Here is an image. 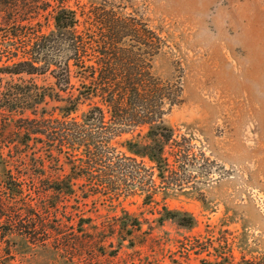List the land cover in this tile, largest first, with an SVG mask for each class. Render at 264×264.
I'll list each match as a JSON object with an SVG mask.
<instances>
[{
  "label": "rangeland",
  "instance_id": "rangeland-1",
  "mask_svg": "<svg viewBox=\"0 0 264 264\" xmlns=\"http://www.w3.org/2000/svg\"><path fill=\"white\" fill-rule=\"evenodd\" d=\"M21 1L49 3L22 13L41 33L54 29L58 0ZM64 2L76 10L80 33L93 31L100 47L111 24V61L128 63L160 89L163 160L121 162L132 173H120L123 188L114 190L94 186L70 164L68 150L54 148L58 162L47 161L43 174L29 166L23 175L33 178L24 181L23 195L0 209V264H62L70 257L94 264H264V0ZM3 9L0 22L11 23L14 13ZM6 78L47 93L61 89L51 72ZM77 89L72 68L71 86L59 94L75 98ZM55 99L42 107L59 117L56 107L66 103ZM96 104L109 122L99 99H81L71 117L82 120ZM20 124L0 114V143L18 142ZM147 133V126L136 127L112 146L130 157L126 142L148 143ZM2 181L0 172V195ZM60 181L71 182L73 193L54 190ZM8 216L20 219L16 227ZM58 220L63 226L55 231ZM77 229L73 247L67 242Z\"/></svg>",
  "mask_w": 264,
  "mask_h": 264
},
{
  "label": "trees",
  "instance_id": "trees-1",
  "mask_svg": "<svg viewBox=\"0 0 264 264\" xmlns=\"http://www.w3.org/2000/svg\"><path fill=\"white\" fill-rule=\"evenodd\" d=\"M22 2L0 0L4 12L9 11L11 16L12 11L17 16L10 17L11 23L0 22V62L5 58L0 64V114L7 113L9 120L21 123L18 132L14 133L19 138L18 142L0 143V172L3 178L0 209L9 208L23 195L24 181L27 177L33 178L29 174L23 175L30 169L29 166H34L39 174H43L47 161L50 162L52 158V162H58L53 156L54 148L60 153L68 150L70 164L79 166L85 172L80 175L86 176L94 186L121 190L124 179L120 178V173H128V176L132 173L123 168L121 162L137 158L148 159L153 163L163 160V137H158V131L163 126L161 106L159 109L157 100L162 98L159 97L160 89L150 79H146L143 72H137L128 63L111 61L116 54L112 47L111 24L105 25L108 35L100 47L93 39L96 38L93 31L87 32L86 36L80 33V19L76 10L66 6L64 0H58L53 13L54 29L43 34L36 25L29 23L27 15L22 12L28 8L34 13L43 10L44 6L47 9L50 4L29 7ZM72 68L77 73L81 90L77 89L80 91L75 98H62L59 91H66L71 86ZM47 72L53 74L55 86L61 87L55 93L54 90L47 93L34 83L11 79ZM6 77L11 80H6ZM55 97V100L66 103L56 107L59 117L42 107L47 99ZM81 99H99L108 108L111 120L105 121L104 110L98 104L92 106L82 120L72 118ZM27 112L31 116L26 115ZM141 126L148 127L149 142L128 140L126 148L134 157L117 153L112 146L114 137ZM1 139L3 135H0ZM76 161L81 164L76 165ZM18 163L21 168L17 166L15 169ZM110 172H116L119 181H113ZM53 188L63 193H73L71 182L60 181ZM17 220L20 219L7 217L12 227L17 226ZM56 223L53 228L59 231L63 222L58 220ZM78 232L77 229L70 233L67 243L73 241V247L76 246L74 241L79 239ZM62 264L94 263L93 258L76 260L70 257L64 259Z\"/></svg>",
  "mask_w": 264,
  "mask_h": 264
}]
</instances>
